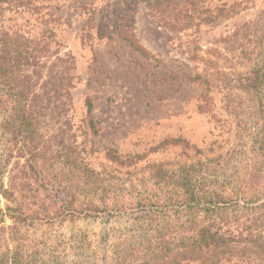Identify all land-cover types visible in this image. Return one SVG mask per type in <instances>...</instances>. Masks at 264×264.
I'll list each match as a JSON object with an SVG mask.
<instances>
[{"label":"trees","instance_id":"trees-1","mask_svg":"<svg viewBox=\"0 0 264 264\" xmlns=\"http://www.w3.org/2000/svg\"><path fill=\"white\" fill-rule=\"evenodd\" d=\"M3 11L0 4V264H100L99 250L103 264H110L108 252L111 264H264V47L249 51L239 39L233 55L242 68L219 65L233 51L227 37L217 41L224 52L212 47L208 56L189 54L203 66L185 74L205 88L198 109L212 112L211 93L221 92L234 121V143L225 151H206L182 137L165 139L153 149L180 145L189 160L177 167L148 165V174L131 182L133 202L110 205L79 198L80 191H97V171L68 140L72 56L54 52L49 41L6 29ZM180 12L183 23L169 24L171 30L199 26L188 7ZM217 17L210 13L204 21ZM125 40L159 61L132 36ZM85 104L91 114L93 100L86 97ZM89 127L97 132L94 119ZM108 154L127 168L145 158L122 156L114 148ZM125 216H132L129 227L109 228ZM80 217L105 224L96 248L85 232L48 233Z\"/></svg>","mask_w":264,"mask_h":264},{"label":"rangeland","instance_id":"rangeland-1","mask_svg":"<svg viewBox=\"0 0 264 264\" xmlns=\"http://www.w3.org/2000/svg\"><path fill=\"white\" fill-rule=\"evenodd\" d=\"M0 4L6 29L49 41L54 52L72 56L68 75L76 77L69 114L73 136L68 140L76 142L85 162L97 171L93 180L97 191H80L82 200L129 206L133 202L131 182L148 174V165L177 167L189 160L180 145L153 149L165 139L182 137L206 151L210 147L225 151L234 143V121L221 92L211 93L212 112L198 109L205 88L185 74L200 72L203 66L201 60L188 56H208L212 47L224 52L217 41L227 37L233 51L228 59L221 57L219 65L242 68L235 58L240 41L249 51L264 47V0H0ZM183 7L196 15L199 26L173 31L168 25L181 26ZM210 13L218 17L208 23L204 19ZM131 36L159 61L142 55L125 40ZM86 97L94 103L91 114ZM91 119L96 133L89 127ZM109 148L122 156L145 158L136 167H122L109 158ZM128 169L136 173L130 175ZM131 218L114 220L109 228H127ZM104 228L100 219L80 217L55 224L48 233L69 237L85 232L96 248ZM111 240H116L113 233ZM102 255L99 250L100 264ZM107 256L111 264L112 253Z\"/></svg>","mask_w":264,"mask_h":264}]
</instances>
